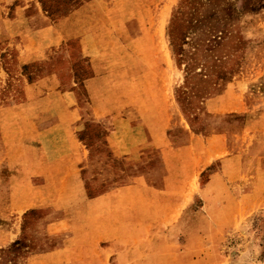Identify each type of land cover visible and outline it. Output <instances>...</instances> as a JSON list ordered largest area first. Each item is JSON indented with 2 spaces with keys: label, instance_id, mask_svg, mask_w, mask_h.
<instances>
[{
  "label": "rangeland",
  "instance_id": "374dc122",
  "mask_svg": "<svg viewBox=\"0 0 264 264\" xmlns=\"http://www.w3.org/2000/svg\"><path fill=\"white\" fill-rule=\"evenodd\" d=\"M0 264H264V0H0Z\"/></svg>",
  "mask_w": 264,
  "mask_h": 264
}]
</instances>
